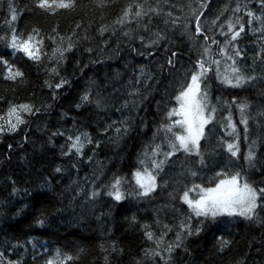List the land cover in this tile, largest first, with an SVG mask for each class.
Listing matches in <instances>:
<instances>
[{"label":"trees","instance_id":"1","mask_svg":"<svg viewBox=\"0 0 264 264\" xmlns=\"http://www.w3.org/2000/svg\"><path fill=\"white\" fill-rule=\"evenodd\" d=\"M145 2L157 5V0ZM119 4L120 0H105L103 6L96 0H76L73 9L50 14L35 8L33 0L14 2L17 20L12 27L25 37L37 29L42 44L40 60L33 61L21 52H12L7 42L0 40V55L24 73L23 78L8 80L0 65V112L10 103L34 105V114L25 115V124L15 132L0 133V264H44L57 250L73 256L68 264H164L159 256L145 257L144 251L156 244L148 241L144 232L152 231L157 237L165 232V246L175 241L180 219L189 213L179 199L186 186H212L215 173L224 169L239 170L257 188L264 187V54L257 56L264 50V20L249 26L247 16L251 10L264 17V6L258 0H159L160 14H151V21L165 25V19H179L176 27L165 25L166 38L161 47L147 48L151 46L147 40L140 46L133 40L117 43L110 37L114 35L107 33L85 61L71 59L77 42L93 35L90 26L94 22L119 16ZM238 4L240 11L234 13ZM7 5L8 0H0V35H10L11 31L6 23ZM169 12L171 17L167 16ZM196 15L201 16L203 33L212 37L214 32L221 43L224 38L216 30L224 25L226 31V21L240 17L244 31L237 42L242 53L236 58L237 66L254 79L234 88L217 80L213 68L205 88L208 102L217 113L205 126L200 142L203 163L195 153H174L158 172V187L142 198L133 191L136 185L131 173L145 151L150 153L155 145H161V151L169 150L160 125L174 105L171 98L190 78L199 58V47L183 27L187 24L195 34ZM217 16L220 19L212 24ZM143 29L139 24L135 31ZM49 36L55 37V43ZM61 37L63 47L69 40L74 44L63 59L53 54V49L61 46ZM173 52L177 53L175 57ZM217 54L213 46V58ZM170 58L172 65L168 64ZM53 66L58 75L48 71ZM61 79L67 84L55 89ZM86 91L92 103L81 102ZM98 97L103 98L99 107L94 102ZM238 103L249 105L245 111L247 135L240 124ZM229 110L236 124L235 135L221 127ZM121 122L128 128L117 134L115 129L124 127ZM82 133L92 140L82 155L74 151L63 155L62 151L68 152L67 137ZM232 139L239 146L236 157L224 143ZM250 149L255 157L249 163L245 154ZM190 171L197 175L191 176ZM117 176L124 181L122 190L126 193L120 202L105 194L106 186ZM96 189L102 191L90 198L89 193ZM257 218L223 217L206 222L199 234L194 229L191 236L185 233L181 246L174 247L171 254L172 264H264V201L260 202ZM38 219L44 223L38 224ZM192 219L198 223L195 216ZM221 240L229 241L223 251Z\"/></svg>","mask_w":264,"mask_h":264},{"label":"snow or ice","instance_id":"2","mask_svg":"<svg viewBox=\"0 0 264 264\" xmlns=\"http://www.w3.org/2000/svg\"><path fill=\"white\" fill-rule=\"evenodd\" d=\"M15 0H8V13L9 16L6 23L9 27L10 35L5 33L0 35V40L7 42V47L14 52H21L27 58L33 61H39L41 58V44L42 38H39V32L37 29H33L29 32L27 37L22 33L18 34L17 29L12 27L13 22L17 20V11L14 7ZM262 6H264V0H258ZM34 7L44 12L55 14L59 10H70L76 5V0H33ZM205 5H201L203 8ZM240 5L233 10L234 13L240 11ZM133 8L135 11H133ZM159 15V0H157L156 6H149L147 3H140L133 0L132 3L127 4L120 17L114 23L125 24L127 21L135 20L139 25L143 18L148 17L149 23H151L152 15ZM222 15V14H221ZM171 17V13L167 14ZM247 16L249 18V26H251L253 18L257 21L264 20V17L256 16L253 11L248 10ZM220 19L217 16L212 21V24H216ZM196 27L195 34L189 29L188 25H183L186 30V35L192 40L195 46L199 47L198 59H196L191 71L190 78L186 79L180 86L176 95L171 98L174 101V105L168 109L165 117V122L160 125L165 133V140L167 141L168 151H161V145H155L151 148V152L145 151L144 157L138 161V167H136L131 176L135 181L136 188L133 189L140 197H147L157 187V175L167 162L168 157H173L174 153L184 152L186 154L195 153L197 156H201L200 142L205 135V126L214 121L217 113V108L212 106L208 102V91L205 88V81L209 78L213 68L216 72L217 80L221 81L225 85H230L234 88L245 85L249 81L254 79L253 76L245 75L240 67L237 66V57H241L242 53L237 46L238 38L244 31V24L240 22V17L235 16V19L229 18L226 21L227 30H224V25H221L219 34L223 37V43L215 38V33L210 37L203 33L200 21L201 16L196 15ZM165 25L171 23L173 27L179 25V19H165ZM144 30H148V25H144ZM55 31V29L53 30ZM107 29L101 26L100 33L103 35ZM124 35H128L125 33ZM155 39L148 41L149 45H156L159 41L166 37L160 32H156ZM203 36L201 40L200 37ZM143 43L144 37H138ZM49 39L55 43V37L49 36ZM64 38L61 37V46L53 49V54H59L60 59H63L65 52L71 51L74 44L69 40L67 47H63ZM213 46L218 49L216 58H213ZM147 47V45H146ZM91 51V49H89ZM135 51V49H133ZM264 54L262 52L257 53V56ZM172 57H175L177 53L173 52ZM230 61L231 63H226ZM58 63V62H57ZM168 64L172 65L173 60L170 58ZM224 66L223 75L221 74V65ZM0 65H3V72L5 79L15 81L17 78H23L24 73L5 58L4 55H0ZM52 74L58 75L57 67L53 66L48 69ZM143 70L141 69V72ZM46 83H48L46 81ZM67 84L66 80L61 79L58 83H55V89H60L63 85ZM51 88L52 85L49 83ZM219 99V98H218ZM80 100L82 103H92L93 99L89 91L84 92ZM103 98L98 97L94 102L99 107ZM170 101V102H171ZM235 102V97H233ZM79 107V105H77ZM247 103H238L237 108L241 113L240 124L245 126V134L248 131V117L245 115V111L248 109ZM34 105L29 103L14 104L10 103L6 111L0 112V133L3 132H15L21 125L26 123L25 115H31L33 113ZM39 111V109H36ZM226 121V125L224 123ZM116 122H113L115 124ZM124 123L123 129L116 128L115 131L119 134L121 131H127V124ZM112 125H109L111 128ZM221 127L225 128L226 132L235 135L236 124L233 122L231 110L229 114L221 121ZM109 128L104 131L107 132ZM62 133H54L58 135ZM92 143L91 138L87 133L78 134L76 136H68L66 147L68 152L62 154L67 156L71 152H75L77 156L82 155L85 145ZM99 143V142H97ZM225 147L232 157H236L239 151V146L236 139H232L230 142L225 141ZM255 144V141H253ZM11 147V146H9ZM63 148V146H62ZM255 157V153L251 149L245 154V161L251 162ZM91 159V157L89 158ZM199 163H203V157ZM57 172H60L59 167L56 168ZM190 175L195 177L196 172L190 171ZM124 181L119 176L115 177L110 184H108L107 196L111 197L114 201L120 202L125 199L126 193L122 190ZM261 183H264L262 181ZM15 192L16 190L13 189ZM102 189H96L89 193L90 198H95L100 194ZM180 201L184 205H187L189 213L186 217H181L179 222V231L176 232L175 241L164 245L165 232H161L160 236H156L152 231H145L144 236L148 241H155V248H148L144 251L145 257L151 258L159 256L164 264H172L171 254L175 248H179L185 239V233L188 236L193 235V229L196 234L202 231V227L208 221H217L223 217H242L246 220H253L257 218V210L260 206V202L264 201V187L257 188L254 183L249 182L246 176H242L240 171H227L221 169L215 173V183L212 186H203L202 184H192L191 187H185L183 193L179 196ZM197 218L198 223L194 222L192 217ZM135 220V217H133ZM38 224H43V219L36 221ZM159 223V221H157ZM144 228L150 227L149 225H142ZM165 228L171 230V226L165 225ZM229 241L221 240L220 250L228 245ZM167 253V255H165ZM107 259V258H106ZM73 260V256L68 253H62L57 250L53 255L49 256L44 264H68ZM7 264H19V261H8ZM137 264H140L138 261Z\"/></svg>","mask_w":264,"mask_h":264},{"label":"rangeland","instance_id":"3","mask_svg":"<svg viewBox=\"0 0 264 264\" xmlns=\"http://www.w3.org/2000/svg\"><path fill=\"white\" fill-rule=\"evenodd\" d=\"M96 1H97L98 5H101V6L105 5V0H96ZM145 1H147V0H136V2H140V3H143ZM132 2H133V0H120V4L118 7V9H119L118 10V12H119L118 17L121 16L124 7L127 4L132 3ZM133 11H135L134 8H133ZM255 15L260 16L258 14H255ZM118 17L114 16L111 21L107 18H104V19L100 18L99 22H97V21L94 22L92 24V26H90V27H92V29L96 28V30H94V32L91 29L93 35L90 38H81V40L79 42H77V47H76L75 51L73 52L71 59H73L76 62L77 60H79V58L80 59L83 58V60L85 61L87 59V56L91 54L94 46L96 44H98L102 39H104V37L107 36V33L113 34L114 36L110 35V37H114L113 39L117 40L118 41L117 43H123L125 41L133 40L139 46L142 44V42L138 38L139 36H143L144 41H146V40L149 41L151 39H155L154 34L156 32H160L162 35H164L166 37L165 25L161 21H156V22L151 21V23H149V20H142V22L140 24L148 25V30L145 31L143 29L141 32H139V31L136 32L135 28H136V26H138V24L136 23L135 20L127 21L125 24L121 25V24L114 23ZM261 21H257L253 18L252 23H254V22L258 23ZM101 26H104L107 29V31L103 35H101V33H100ZM121 26H122V28H121ZM125 33H128V35H124ZM110 39H112V38H110ZM164 40L165 39L159 41V43H157L156 45H154V46L151 45L147 48L155 47V46L161 47ZM109 42L111 44L113 43V41H110V40H109ZM102 46H103V44H102ZM89 49H91V51H89ZM107 52H110V51H107Z\"/></svg>","mask_w":264,"mask_h":264}]
</instances>
